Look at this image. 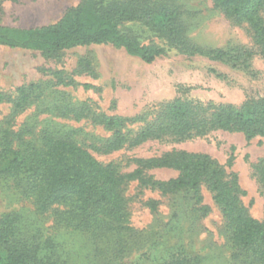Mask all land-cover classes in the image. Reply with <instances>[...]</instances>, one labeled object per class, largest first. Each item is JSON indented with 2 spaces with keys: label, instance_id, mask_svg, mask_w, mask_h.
<instances>
[{
  "label": "rangeland",
  "instance_id": "obj_1",
  "mask_svg": "<svg viewBox=\"0 0 264 264\" xmlns=\"http://www.w3.org/2000/svg\"><path fill=\"white\" fill-rule=\"evenodd\" d=\"M83 1L0 0V26H51ZM145 1L160 6L166 0ZM167 2L178 9L187 40L199 48H223L231 55L257 50L248 26L227 17L213 0ZM119 28L141 46L164 52L146 63L111 42L50 52L0 44V93L12 100L0 102V153L5 138L23 148L29 141L39 144L44 130H57L76 131L79 143L99 162L113 163L124 174L137 167L135 159L172 150L207 153L223 165L233 156L227 169L238 174L250 214L264 221V137L247 141L242 133L220 130L184 141L153 139L102 153L97 147L112 132L93 121L101 113L124 118L147 115L151 120L161 106L176 99L235 106L258 100L264 97V58L256 53L238 68L228 61L187 54L180 50L179 40L170 39L145 16L122 22ZM31 85L35 87L28 102L16 110L18 88ZM75 108L83 110L82 118L74 117ZM144 125L145 121L128 123L125 130L134 134ZM148 173L167 180L179 171L161 167ZM123 194L124 222L113 223L100 213L97 221L86 224L66 214L63 205L44 209L37 196L25 190L24 180L0 175V254L6 255L7 244L18 239L34 248L39 258L55 264H152L155 256L177 248L197 264H248L234 258L227 219L207 187L201 189L200 202L192 191L162 194L141 188L137 180H128Z\"/></svg>",
  "mask_w": 264,
  "mask_h": 264
},
{
  "label": "trees",
  "instance_id": "obj_2",
  "mask_svg": "<svg viewBox=\"0 0 264 264\" xmlns=\"http://www.w3.org/2000/svg\"><path fill=\"white\" fill-rule=\"evenodd\" d=\"M213 2L227 17L248 26L257 50L247 48L231 55L223 48H199L187 40L179 24L178 9L167 0L160 6L145 0H129L125 4L111 0H84L51 26L30 29L0 26V44L50 52L111 42L123 47L128 54L152 63L164 50L141 46L119 28L122 22L145 16L170 39L179 40L182 43L180 50L187 54H202L228 61L238 68L246 66L256 53L264 58V0ZM34 87L18 88L20 98L14 104L16 110L26 105L28 93ZM4 101L12 100L0 93V102ZM72 112L77 119L84 116L79 108ZM147 119V115L134 118L105 113L95 115L93 121L112 132L97 150L110 153L153 139L184 141L220 130L242 133L247 141L257 136L264 137V97L241 106L176 99L161 106L155 118ZM140 121H145V125L139 131L130 134L125 130L128 123ZM76 133L44 130L39 144L29 141L23 148H15L13 142L5 138L0 153V175H15L24 180L25 190L34 193L44 209L55 204L63 205L66 214L82 219L86 224L97 221L100 213L113 223L125 221L127 202L123 186L128 180H137L141 188H151L162 194L192 191L198 202L202 200L201 189L205 186L213 193L227 219L230 240L236 250L234 258L246 260L248 264H264V221L250 214L242 199L246 191L240 185L238 174L227 169L233 165V156L227 165H223L207 153L172 150L160 156L135 159L137 167L124 174L113 163L99 162L84 144L79 143ZM161 167L176 169L179 174L160 180L148 173L150 169ZM261 179L264 182V175ZM203 208L206 209L205 206ZM0 264L55 263L39 258L34 248L23 240L15 239L7 244V254H0ZM152 264L197 263L183 249L177 248L155 256Z\"/></svg>",
  "mask_w": 264,
  "mask_h": 264
}]
</instances>
